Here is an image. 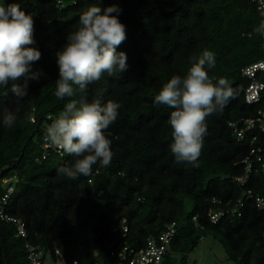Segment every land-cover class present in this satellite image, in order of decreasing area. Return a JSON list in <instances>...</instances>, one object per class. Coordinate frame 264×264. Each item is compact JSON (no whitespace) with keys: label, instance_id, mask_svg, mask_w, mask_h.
I'll return each instance as SVG.
<instances>
[{"label":"trees","instance_id":"obj_1","mask_svg":"<svg viewBox=\"0 0 264 264\" xmlns=\"http://www.w3.org/2000/svg\"><path fill=\"white\" fill-rule=\"evenodd\" d=\"M62 1L58 7L56 0H0L5 6L18 3L32 15L35 43L28 47L41 52L33 71L42 72L38 80L27 81L23 101L16 100L10 85L0 86V121L5 108L18 116L11 129L0 122V208L22 219L27 229V237L17 236L15 223L0 217V264H28L26 242L61 249L68 264L72 259L116 264L115 252L124 245L138 249L172 223L175 232L162 264L172 253H180V264H186V255L206 235L222 244L234 264H264V211L255 202L257 196L264 199V132L254 128L239 141L229 126L264 108V88L259 103H245L249 79L241 75L243 67L264 56L262 36L254 31L264 8L253 0ZM113 4L122 9L118 18L126 25L127 39L117 51L127 54L128 69L115 77L105 73L86 92L58 99L57 52L79 27L83 11ZM205 49L216 58L210 78L214 83L226 78L235 96L206 118L207 135L193 166L177 163L170 150L168 119L174 109L154 101L162 86L173 75L185 76L190 58ZM257 78L264 83V72ZM80 97L121 107L105 132L113 152L110 165H93L90 176L71 180L57 169L75 158L44 147L42 137L52 122L45 116L55 118L69 99ZM252 148H261V159L252 156L250 177L240 184L234 178L244 173L243 160ZM9 186L14 189L4 203ZM210 209L223 215L212 222ZM122 218L127 231L114 230Z\"/></svg>","mask_w":264,"mask_h":264},{"label":"clouds","instance_id":"obj_2","mask_svg":"<svg viewBox=\"0 0 264 264\" xmlns=\"http://www.w3.org/2000/svg\"><path fill=\"white\" fill-rule=\"evenodd\" d=\"M264 8V0H260ZM122 9L113 4L101 8L90 6L79 16V27L66 37V44L57 52L59 78L55 96L64 100L100 81L105 73L115 77L128 69L127 54L117 51L127 39L126 25L119 20ZM115 14V15H114ZM34 20L18 3L0 5V86L8 87L16 100L28 95L27 81L38 80L40 70L33 71V63L41 58L33 39ZM264 36V19L254 29ZM191 66L185 76L173 75L155 96V103L174 110L168 119L173 142L170 150L177 163L197 165L204 138L206 118L223 111L234 98L235 91L226 78L213 82L208 70L215 67L211 50L190 58ZM23 81V83H21ZM75 86V87H74ZM8 93H5L7 95ZM120 104L99 99L89 102L85 97L69 99L63 110L52 119L45 130V140L55 148L74 157L70 165L57 169L59 176L77 180L90 176L93 165H110L113 152L106 130L117 120ZM34 122V117H27ZM18 120L15 112L3 110L2 124L11 129Z\"/></svg>","mask_w":264,"mask_h":264},{"label":"built area","instance_id":"obj_3","mask_svg":"<svg viewBox=\"0 0 264 264\" xmlns=\"http://www.w3.org/2000/svg\"><path fill=\"white\" fill-rule=\"evenodd\" d=\"M258 4L259 9H263L260 5V0H253ZM56 5L62 7L64 1L56 0ZM262 49L264 53V36H262ZM260 72H264V56L263 58L252 62L241 69V75L249 79V83L244 91V101L247 104H257L260 101L261 92L264 88V83L258 80L257 75ZM46 119L54 118L51 114H47ZM229 126L232 133L240 141L243 140L246 134L254 128H259L261 132H264V108L257 111L255 116L237 119L229 122ZM46 130V129H45ZM45 130L43 131L42 143L43 146L48 148L52 147L56 151L61 150L52 146L45 140ZM257 135L252 136V140H255ZM261 148H252L249 155L245 157L243 162L245 163L244 173L236 176L235 181L240 184H245L250 177L251 173V161L252 156L260 161ZM261 167L264 170V162L261 163ZM13 186H9L7 192L3 195L2 200L5 203L9 194L13 191ZM253 194L251 191L247 192V198H252ZM214 201V199H213ZM256 206L259 210L264 211V199L263 197H255ZM212 222H216L220 215H223L221 211H210L208 212ZM0 217L6 221L15 223L16 235L20 237H27V229L22 219L15 218L13 216H6L3 214V208H0ZM195 228L199 225L196 222V217L193 218ZM114 230L122 229L124 232L127 231L125 219H120L117 224L113 227ZM175 232L174 223L167 225L166 229L158 234L157 236L148 237L144 246L136 249L132 246L124 245L121 250L115 252L117 255L116 264H162L163 258L168 252L169 245ZM26 258L28 264H68L63 257L61 249L44 248L38 245L26 242ZM114 254V252H112ZM71 264H79L77 259H72Z\"/></svg>","mask_w":264,"mask_h":264},{"label":"rangeland","instance_id":"obj_4","mask_svg":"<svg viewBox=\"0 0 264 264\" xmlns=\"http://www.w3.org/2000/svg\"><path fill=\"white\" fill-rule=\"evenodd\" d=\"M180 259V253H172L165 258V264H180ZM186 264H234V262L228 258L218 240L206 235L186 255Z\"/></svg>","mask_w":264,"mask_h":264}]
</instances>
